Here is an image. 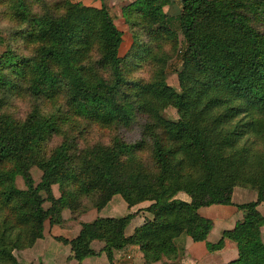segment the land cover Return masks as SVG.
<instances>
[{"label":"trees","instance_id":"1","mask_svg":"<svg viewBox=\"0 0 264 264\" xmlns=\"http://www.w3.org/2000/svg\"><path fill=\"white\" fill-rule=\"evenodd\" d=\"M126 1L99 0L97 8L69 0H0V18L21 23L18 34L31 54H0V94L25 99L30 110L21 121L0 100V264H21L13 251L42 239L46 221L66 226L63 209L74 214L71 220L85 211L78 198L95 197L100 209L115 195L129 207L152 201L146 212L153 220L126 236L134 214L97 218L76 238H58L78 264L96 255L94 241L104 244L110 264L129 246H138L147 264L173 260L181 235L205 242L210 253L224 247V238L236 243L238 256L226 264H264V218L257 209L264 202V0H179L182 40L163 12L172 0ZM120 19L132 34L123 57ZM177 56L179 90L166 81L168 62ZM144 65L150 80L131 79ZM168 107L176 120L165 117ZM137 114L147 118L139 141L115 138L106 147L80 149L82 132L75 127L81 123L82 130L110 129L127 126ZM54 137L63 141L50 152ZM146 153L152 167L144 163ZM172 161L188 164L191 174L184 178ZM34 166L42 171L37 186ZM16 175L26 190L16 188ZM67 183L75 188L55 199L51 186ZM236 186L255 190L257 199L237 206L243 219L209 243L213 223L198 211L232 205ZM179 193L189 202L176 199Z\"/></svg>","mask_w":264,"mask_h":264},{"label":"rangeland","instance_id":"2","mask_svg":"<svg viewBox=\"0 0 264 264\" xmlns=\"http://www.w3.org/2000/svg\"><path fill=\"white\" fill-rule=\"evenodd\" d=\"M72 3L76 4H82L85 6H92V7H100L99 0H69ZM131 2V0H127L126 3ZM125 3V4H126ZM119 10L123 7L122 4H116ZM163 12L169 15L173 21L170 23V29H172L175 33H177L178 38L182 40V37L179 32L178 22L176 20V15L179 12V0H172V4L170 6H166L163 8ZM17 21H10L5 18H0V54L5 53L7 51L12 52L13 54L17 55L20 58H30V49L23 43L20 35L18 32L21 28V23L17 24ZM116 26L118 29L122 32V44H121V51L120 54H118L119 57H123L126 52L128 51L131 41H132V34L129 31L128 27L126 26L123 19H120ZM16 34V35H15ZM181 60L180 57L177 56L173 58L170 62H168L167 68H166V81L169 86L172 88L179 90L178 81L176 72L177 69L180 67ZM152 75V70L148 65H144L139 69L137 72H135L133 75L130 76L131 79H139L142 81H149ZM0 100L2 101V105L6 108V110L13 115L18 120H25L26 116L29 113V103L23 99V98H15V97H4V94H0ZM164 115L166 118L171 120H176L178 118L177 112L174 108L168 107L164 111ZM147 118L141 114H137L134 118H132V121L127 126L118 125L115 124L112 126V128H99V127H86L82 130L84 124H80L78 127H75L78 122L74 124L75 129L80 130L82 134L79 135V144L80 149H88L92 148L93 146L100 145V146H109L112 144L113 140L115 138L120 139L121 141L125 143H135L140 140L142 135V128L146 124ZM72 134H75L76 131L72 130ZM63 137H54L50 140L48 147L49 151L51 152L57 145L62 143ZM145 161L147 167H152V161L148 154L146 153L144 155ZM178 161H172L173 165H175V170L182 176L187 177L189 174H191V168L188 164H183V167L180 165H177ZM135 163H132L131 166H135ZM33 180H34V186H37L41 182V176L42 171L39 170L37 167H33L30 170ZM14 184L17 189L24 191L26 190L23 180L21 176L16 175L14 178ZM75 188L74 185L71 183H67L62 185L54 184L51 186V192L55 199L60 198L62 190L68 191L73 190ZM41 195L45 198L46 194L44 191H41ZM188 197L185 194L179 193L176 196V199H187ZM94 198H86V197H80L77 199V201L80 204V207L85 208V211H80L78 216H75L76 218H73L71 220L72 212L65 208L62 210V213H66V216L68 217V221L70 222L68 226L70 225L73 230L82 228L83 224L89 223L97 218H111V219H118L121 217H124L128 214H134V218L129 224V226L125 229V235L129 236L133 233V231L141 226L145 220H153L152 215L146 212V209L153 204L152 201H145L140 204H137L133 207H129L124 199L120 195H115L100 209L95 207ZM257 199L256 191L245 186H236L232 190V196L231 201L232 205L229 207H232L233 214H230L232 218H234V223L241 221L243 219V212L238 210L237 206L247 204L250 202H254ZM183 201V200H182ZM264 203V202H262ZM51 206V204L46 201L43 205L45 209H48ZM217 207H220L221 205H214ZM216 211L212 212L213 220L208 219L212 221L213 226L214 222L215 224V232L212 239L215 238L219 233L221 234V237L214 242H218L220 239H222V234L225 231H231L235 227V224L232 221L228 220V217L226 214H222V212L219 210L220 208H215ZM258 209V208H257ZM260 214L264 218V204H262L259 208ZM238 217V219H237ZM207 219V218H206ZM234 224V225H233ZM231 226V227H229ZM53 227H56L52 225L49 221H46L44 223L45 228V234L46 239L44 240H37L35 244L31 248H25L21 251H13V255L15 258L20 262L21 264H45L44 259L45 258H54V249L52 248L53 242L56 241L60 237L52 236V230ZM213 229V227H212ZM264 234V224L260 228V233ZM44 232V231H43ZM188 236L181 235L176 240H174L175 247L177 249V253H175L174 256H176L173 260L172 258H163V260L154 262L152 264H197L193 261L191 256L188 254V252H184L185 246L188 240ZM228 240L224 238V241ZM58 241V240H57ZM261 241H262V234H261ZM60 242V241H59ZM234 243V242H233ZM264 244V242H262ZM65 245V244H64ZM236 247V255L238 256L237 251V245L234 243ZM104 244L102 242L94 241L91 243V250L96 254L95 256L90 257V261L88 264H110V262L107 259L106 253L102 252ZM70 247V246H69ZM69 249V248H68ZM71 250V249H70ZM47 252V253H45ZM53 252V253H51ZM72 259V257L68 256L62 257L63 261L66 262L67 259ZM88 259V258H87ZM86 260V259H85ZM233 261V260H231ZM229 261V262H231ZM220 261H217L215 263H206V264H219ZM227 262V263H229ZM55 262L52 261V264ZM57 264V263H56ZM66 264H70L66 262ZM78 264V263H77ZM83 264V263H82ZM112 264H147L145 263L143 259V255L140 252L138 246H132L131 248H124L121 251H116L114 253V258L112 260ZM201 264V263H199ZM205 264V263H204ZM226 264V263H225Z\"/></svg>","mask_w":264,"mask_h":264},{"label":"crops","instance_id":"3","mask_svg":"<svg viewBox=\"0 0 264 264\" xmlns=\"http://www.w3.org/2000/svg\"><path fill=\"white\" fill-rule=\"evenodd\" d=\"M120 51H121V47L119 49V54H120ZM181 200H183L185 202H189V198L181 199ZM262 204H264V203H261L258 206L259 212H260L259 208ZM215 208H220L219 210L222 212V214H226L229 221H232L233 223L235 222L234 221L235 217L232 218L230 216V214H233L234 209L232 207H229V206H220V207L210 206V207H206V208H200L198 212H199L200 216L213 220L212 212L216 211ZM62 218L64 221L67 222V225L64 227H58V226L53 227L52 236H54V238L60 237V238H63V239L69 240V241L76 238L80 232V229L75 228L73 230V228H71L70 225L68 226L69 221H68V217L66 216V213H64V212L62 213ZM237 219H238V217H237ZM235 220H236V218H235ZM215 224L216 223L214 222L213 229L211 230V232L207 238V242L212 243V244L216 243L214 241L221 237V234L219 233L217 236H215L214 239H212L214 236L215 228H216ZM229 227H231V226H229ZM261 234H262V242H264V234L262 233V231H261ZM44 239H46L45 228H44V232H43V238L40 240H44ZM53 243L54 244H52L51 246L55 251L54 252L55 257L54 258H45L44 259L45 264H52V261L55 262L54 264H56V263L57 264H66V262L67 263L70 262V264H77V262L74 259H71V258L67 259L66 262H64L62 259V257H66V258L68 256L72 257V253H71L70 247L68 245H64L62 242H59L57 240L54 241ZM131 247L132 246H129L127 248H131ZM184 252H188V254L191 256L193 261L196 262L197 264H199V263H201V264L215 263L217 261H220L219 264H225V263H227L231 260H235L237 258L236 247H235L234 243L230 240L224 241V247L221 250L210 253L206 249L205 242H193L190 238H188ZM45 253H47V252H45ZM51 253H53V252H51ZM89 261H90V259L88 258V259L83 261V264H88Z\"/></svg>","mask_w":264,"mask_h":264}]
</instances>
